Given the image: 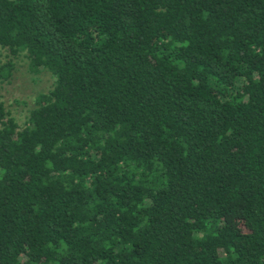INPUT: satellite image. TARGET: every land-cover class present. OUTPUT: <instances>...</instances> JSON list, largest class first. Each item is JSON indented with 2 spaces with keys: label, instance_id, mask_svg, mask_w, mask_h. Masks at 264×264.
Masks as SVG:
<instances>
[{
  "label": "trees",
  "instance_id": "obj_1",
  "mask_svg": "<svg viewBox=\"0 0 264 264\" xmlns=\"http://www.w3.org/2000/svg\"><path fill=\"white\" fill-rule=\"evenodd\" d=\"M0 48L52 77L0 97V264H264V0H0Z\"/></svg>",
  "mask_w": 264,
  "mask_h": 264
},
{
  "label": "rangeland",
  "instance_id": "obj_2",
  "mask_svg": "<svg viewBox=\"0 0 264 264\" xmlns=\"http://www.w3.org/2000/svg\"><path fill=\"white\" fill-rule=\"evenodd\" d=\"M7 59L11 60L12 67L10 75L0 81V97L15 122L22 126L28 109L33 106L34 97L51 88L52 77L45 70L29 72L27 59L22 53L10 56L0 48V63Z\"/></svg>",
  "mask_w": 264,
  "mask_h": 264
}]
</instances>
